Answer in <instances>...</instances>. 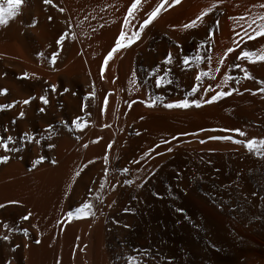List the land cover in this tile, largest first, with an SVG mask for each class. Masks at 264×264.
I'll return each mask as SVG.
<instances>
[{"label":"bare ground","instance_id":"bare-ground-1","mask_svg":"<svg viewBox=\"0 0 264 264\" xmlns=\"http://www.w3.org/2000/svg\"><path fill=\"white\" fill-rule=\"evenodd\" d=\"M131 2L22 0L0 25V104L13 105L0 110V137L11 135L10 147L19 148L0 149L9 156L0 162V223L14 226L0 228L9 236L0 239V264H264V157L209 139H264V61L236 59L244 50L264 54V36L246 34L262 23L264 0H164L127 45L161 0H140L125 23ZM202 12L195 28L182 27ZM121 31L127 46L105 62ZM165 69L172 83L158 88ZM225 74L240 82H225ZM193 86L189 100L235 91L200 108L162 106ZM155 96L163 99L146 106Z\"/></svg>","mask_w":264,"mask_h":264},{"label":"snow or ice","instance_id":"snow-or-ice-1","mask_svg":"<svg viewBox=\"0 0 264 264\" xmlns=\"http://www.w3.org/2000/svg\"><path fill=\"white\" fill-rule=\"evenodd\" d=\"M178 0H172V3H177ZM45 4H49L51 3V0H44ZM21 5H22V0H0V25H5L9 22V18L11 17H15L18 13V11L21 9ZM52 7H56L55 4L52 5ZM140 7V0H132L130 6L127 8V13L128 15L125 17V23L129 22V19L131 17H133L134 15V10H138ZM168 7H171V4L168 5ZM260 7H264V4L260 5ZM164 9V0H161L160 3H157L155 5V7H152L150 11H147L145 13H143V18H142V22L139 24V27L136 31H133L131 33V36L127 38V45H131L136 39H138L141 35V31L143 29H145L147 26H149L154 19L158 16V14ZM59 11H64L63 8L59 9ZM205 15V13H201L200 15L196 16L195 19L191 20L188 23L183 24V28L184 29H192L195 28L197 26V21H200L201 18ZM259 19L262 21V23L258 26L257 29L254 30L253 34H248V39L252 40L253 36H264V16L259 17ZM209 36L211 35V33L208 34ZM125 32L121 31L119 33V36L115 39V47H113L110 51L107 52L106 56L104 57L105 62H107L109 57H112L113 52H116L118 49H122L124 47H126L127 45L125 44ZM65 40V36L63 34H61L59 36V38L55 41L57 45H59L61 43V41ZM233 49L230 47L227 49V52H232ZM227 54V53H226ZM225 54V55H226ZM253 55L256 56L257 60L260 61H264V54H257V53H253L251 51L248 50H244L241 51L239 53V56L236 57V59H245V60H249L250 62L252 61ZM195 59L197 61L200 60V56L196 55ZM172 62V54L171 52H169L162 60L161 63H163L164 65H168ZM182 63L183 64H187L188 63V59L187 58H183L182 59ZM234 67L239 68L240 65L239 64H235ZM101 71H103V68H101ZM160 71V66L157 65L153 72H150L149 75H154L155 73H159ZM241 71L244 72V77L245 78H250L249 77V73L244 71V69L241 68ZM25 77L27 76V73L24 74ZM203 75H207L206 72H201L199 75H196L195 80L197 82L200 81L201 76ZM133 76H135V73H133ZM232 79L235 80L236 83L240 82V78L239 77H230L227 76V74H225V82H227V80ZM134 82V81H133ZM172 80L169 78V70L165 69L163 75H156L155 77V86L156 87H163L164 85H168L171 84ZM260 83H264V82H260ZM52 88L53 91H55V85H51L50 86ZM210 88H205L204 91L208 92L210 91ZM6 91L4 89H0V94H3V92ZM232 91H235V89H230L228 92H223V91H218L216 92L214 95H212L209 99L204 100L203 96L200 97V99H196V98H192L191 100H189L188 97L192 96L193 93L197 92V88L195 86H193L191 88V90L187 93V95H185L183 98L181 99H177L171 102H167V103H163V107L166 109H188L189 107H196V108H200L202 106V104H206V103H212L217 101L219 98H222L224 96L230 95ZM261 92H264V88L260 89ZM255 94V93H253ZM163 98L161 96H155L151 103H147L146 106H154V104L157 101H161ZM39 100L41 102H43L44 104L48 103V100L46 99V97L44 95H41L39 97ZM22 104L27 105L29 104V100L28 99H24L21 101ZM13 105L9 104L7 106L0 104V110H3L5 107L11 108ZM44 109L41 108L40 111L42 112ZM83 110V107L82 109ZM19 117H23L24 113L20 112ZM73 124L76 123L75 119L72 121ZM49 129H51V125L48 126ZM77 127H79V125H77ZM4 131H7L6 129ZM201 131H203V129H201ZM213 131H215V129H213ZM220 131H230L235 133L236 135H238L239 137H245L246 133L244 131H242L241 129H220ZM179 135H186L185 133H180L177 134ZM177 137H173V139H176ZM22 140L26 139L28 142H32L33 141V137L27 133H25V135L23 137H21ZM209 139H216V140H231L232 143L234 144H238V145H243V147L245 149L248 150L249 153H253L255 154L257 157H264V139L261 140H256V139H247V140H243V139H233L231 136H213V137H209ZM14 138L11 135H8L6 137H0V149H3L5 152H14V151H18L19 148L12 146L10 147V145L13 144ZM204 140H200V143H204ZM35 143L37 145L40 144V140L36 139ZM161 144L164 143H168V141L162 139L160 141ZM23 145H21L22 147ZM49 147H52L51 144L48 145ZM152 151L151 148H149L147 151H145L142 156L141 159H143L144 157H147L149 155V153ZM167 152H171L172 148L169 147L166 149ZM158 155L160 153H157ZM9 159V156L7 154H3L0 155V162H6ZM44 159V157H39L35 163H40L42 160ZM107 162V161H105ZM139 161L137 160H132L131 163L135 164L138 163ZM120 171L123 172H127L129 171L128 169H120ZM152 171H148L147 175H152ZM237 177H239V173H237ZM147 177H145L146 179ZM133 183L132 180H128L125 179L123 181V184L125 185H131ZM237 183H239V181L237 180ZM104 183L103 181L100 184V187L103 188ZM140 185L138 184L137 187H139ZM113 189L115 188V185H112ZM253 195H256V193H252ZM9 203H18V202H9ZM5 205H0V207H4ZM91 205L88 203L83 204V208L84 209H90ZM109 207H111V205H109ZM82 209L81 208H77L76 212L79 213ZM178 212H183L182 209H176ZM125 211H127V209H125ZM72 212H68L69 216H72ZM28 215L26 214L24 216H21L19 219L20 220H27L28 219ZM13 227L14 226H9L6 222L0 223V228H3L9 232L13 231ZM18 231H22L23 234L25 236H27V229H16ZM0 239L4 240V241H8L9 240V236L8 235H2L0 236Z\"/></svg>","mask_w":264,"mask_h":264}]
</instances>
